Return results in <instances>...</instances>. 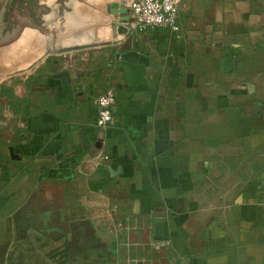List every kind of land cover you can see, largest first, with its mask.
<instances>
[{
  "label": "crops",
  "instance_id": "crops-1",
  "mask_svg": "<svg viewBox=\"0 0 264 264\" xmlns=\"http://www.w3.org/2000/svg\"><path fill=\"white\" fill-rule=\"evenodd\" d=\"M49 1L58 47L94 51L49 59L37 91L18 86V121L0 106L1 255L264 264V0H183L178 34L137 30L131 0ZM129 50L150 59L143 86L125 79ZM107 90L114 123L99 132Z\"/></svg>",
  "mask_w": 264,
  "mask_h": 264
},
{
  "label": "rangeland",
  "instance_id": "rangeland-1",
  "mask_svg": "<svg viewBox=\"0 0 264 264\" xmlns=\"http://www.w3.org/2000/svg\"><path fill=\"white\" fill-rule=\"evenodd\" d=\"M49 2L0 0V106L11 108L12 113L7 112L5 116L10 123L18 121L20 113L17 112H21L25 103L14 91L23 83L30 91H37L42 77L50 70L49 59L63 61L94 51L58 47L59 33L54 24L57 16H48V8L54 7ZM16 259L14 255L2 256L0 252V264L15 263Z\"/></svg>",
  "mask_w": 264,
  "mask_h": 264
},
{
  "label": "built area",
  "instance_id": "built-area-1",
  "mask_svg": "<svg viewBox=\"0 0 264 264\" xmlns=\"http://www.w3.org/2000/svg\"><path fill=\"white\" fill-rule=\"evenodd\" d=\"M182 2L183 0H131L129 6L130 22L139 31L165 28L178 34L181 31L179 11ZM109 93L111 94L110 96ZM101 97L109 99L110 102L107 107L101 106L99 102ZM116 102V95L113 90H107L97 97L98 115L96 126L99 132L113 125ZM104 111L110 113L111 119L106 122L104 127H99L98 121L101 119L100 113ZM99 157L101 162L107 159L106 155L101 154Z\"/></svg>",
  "mask_w": 264,
  "mask_h": 264
},
{
  "label": "water",
  "instance_id": "water-1",
  "mask_svg": "<svg viewBox=\"0 0 264 264\" xmlns=\"http://www.w3.org/2000/svg\"><path fill=\"white\" fill-rule=\"evenodd\" d=\"M115 7V6H113ZM116 12V9H114ZM121 13L128 12L127 9H121ZM155 37H157L159 40L163 39V35L159 33V31H156ZM235 50L233 49L224 60H223V67L227 70H231L233 66V58L235 55ZM118 58L120 60V66L122 67L125 75L126 81L131 85L135 87L143 86L146 84V74H147V68L150 65V59L148 56L141 54L139 51L136 50H129L118 54ZM58 77L62 78L63 81L68 82L69 81V75L67 71H62L57 74ZM84 145L88 148H90V144L87 140H83ZM102 146V141L99 140L96 143V147L100 149ZM11 153L14 154V149L11 147ZM138 264H142L139 262Z\"/></svg>",
  "mask_w": 264,
  "mask_h": 264
},
{
  "label": "clouds",
  "instance_id": "clouds-1",
  "mask_svg": "<svg viewBox=\"0 0 264 264\" xmlns=\"http://www.w3.org/2000/svg\"><path fill=\"white\" fill-rule=\"evenodd\" d=\"M110 95L111 94L109 93V96ZM99 102H100L101 106L107 107V105L109 104L110 101H109V99L101 97ZM100 116H101V119L98 121V126L104 127L106 125V122H108L111 119L110 113L107 111H104V112L100 113Z\"/></svg>",
  "mask_w": 264,
  "mask_h": 264
}]
</instances>
